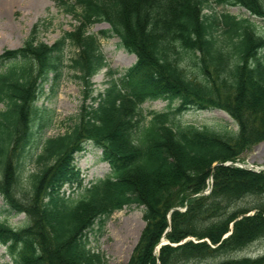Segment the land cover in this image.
<instances>
[{"label": "trees", "instance_id": "obj_1", "mask_svg": "<svg viewBox=\"0 0 264 264\" xmlns=\"http://www.w3.org/2000/svg\"><path fill=\"white\" fill-rule=\"evenodd\" d=\"M54 1L78 21L76 30L49 47L39 42L38 27L23 49L0 57V102L8 105L0 120V195L9 212L29 222L20 229L0 223V243L16 264H106L90 237L103 236L111 216L132 206L146 207L147 225L128 264L200 262L264 239V171L225 166L264 142V38L255 24L230 13L205 14L210 0ZM212 1L264 19V0ZM99 22L110 27L103 37L117 36L137 62L82 108L69 133L45 140L54 111L29 103L34 81H47L52 72L56 95L65 48L77 44L85 59L76 64L87 82L104 61L98 37L88 33ZM154 100L178 106L151 112L147 121L142 106ZM210 110L228 114L238 130L180 120ZM28 112L36 122L23 121ZM34 144L40 168L24 189L22 168L34 159ZM88 144L102 150L111 170L84 187L76 157ZM75 185L78 199L64 191ZM245 198L251 206L239 207ZM189 237L198 242L173 246ZM163 238L169 243L156 254ZM218 264H264V256Z\"/></svg>", "mask_w": 264, "mask_h": 264}, {"label": "rangeland", "instance_id": "obj_2", "mask_svg": "<svg viewBox=\"0 0 264 264\" xmlns=\"http://www.w3.org/2000/svg\"><path fill=\"white\" fill-rule=\"evenodd\" d=\"M0 5L4 6L3 12L0 11V57L6 53L23 49L25 41L33 35V31H36L38 27L36 34L39 33V42L50 47L65 34L73 33L79 26L78 21L70 14L64 12L62 7L54 0H0ZM215 12L230 13L240 19H249L255 24L257 35L264 38V19L253 16L245 8L241 6H219L210 0L204 9V13L213 14ZM109 28L107 23L99 22L91 26L89 31L87 30L89 34L98 37L97 50L104 57L103 64L99 70L87 82L81 76V68L76 64V60L83 61L85 59L81 47L77 44H68L65 48L64 59L61 65L63 80L56 95H53L51 92V79L52 77L54 78L52 72L48 75L51 79L44 82H41L39 79L34 81L29 103L39 108L46 107L54 111V121L46 131L45 140L69 133L79 121L82 115V108L92 105L94 99H97L101 93L109 88L114 78H120L124 71L136 64V53L124 49L117 36L103 37V34ZM260 37L256 38L260 39ZM262 53L264 54V51ZM177 106V102L154 100L147 101L143 104L142 108L146 120L150 121L152 119L151 112L163 113L169 111L170 108L174 110ZM7 107L6 102H0V120H3L2 115L7 111ZM180 117L183 123L192 124L200 128H208L217 132H236L238 130L235 121L228 114L220 110L190 111ZM33 118L34 115L28 112L24 114L23 121L28 123ZM34 119L36 122L37 118L35 117ZM35 145L31 149H34ZM13 150H15V147ZM33 152L35 154L34 159L25 161L22 168V186L24 189L29 187L31 176L36 174L40 168L36 161L40 149L36 148ZM101 158L102 150L92 144H88L86 150L77 155L76 166L81 173L84 187H90L110 173V166L103 162ZM228 163H233L237 168L243 166L256 172L264 171V142L250 148L239 161ZM228 163H225V166ZM10 166L13 168L12 164ZM206 182L207 187L203 192L204 195L210 193L214 183L212 179ZM76 187V185L71 188L69 186L64 187L66 196L78 199L82 194V190ZM251 202H253L252 198H245L238 206L248 207L251 206ZM145 209V206L125 207L111 216L107 222L106 232L103 236L97 237V235H91L90 247L94 251H99L104 255L106 264L129 263L147 225ZM250 214L252 215L254 212L252 211ZM0 223H5L14 229H20L25 227L29 222L25 214L9 212L8 206L5 205V200L0 195ZM230 228H233L232 224ZM229 235L230 233L225 237ZM190 240L198 242L195 238L189 237L182 243L174 244L173 246H178ZM163 242L169 243L166 238H163L157 246L156 254L163 246ZM263 256L264 239L253 243L240 252L221 255L200 262L189 261L186 264H218L225 261V259H258ZM0 264H16L13 255L1 243ZM157 264L160 263L158 262Z\"/></svg>", "mask_w": 264, "mask_h": 264}, {"label": "water", "instance_id": "obj_3", "mask_svg": "<svg viewBox=\"0 0 264 264\" xmlns=\"http://www.w3.org/2000/svg\"><path fill=\"white\" fill-rule=\"evenodd\" d=\"M226 166H234V164H233V163H228ZM241 168L248 169V170H252V169H250V168H246V167H243V166H241ZM173 211H174V210H173ZM165 244H167V243H166V242H165V243L163 242L162 245H165Z\"/></svg>", "mask_w": 264, "mask_h": 264}, {"label": "bare ground", "instance_id": "obj_4", "mask_svg": "<svg viewBox=\"0 0 264 264\" xmlns=\"http://www.w3.org/2000/svg\"><path fill=\"white\" fill-rule=\"evenodd\" d=\"M3 7H4V6H1V5H0V11H1V12H3V10H4Z\"/></svg>", "mask_w": 264, "mask_h": 264}]
</instances>
